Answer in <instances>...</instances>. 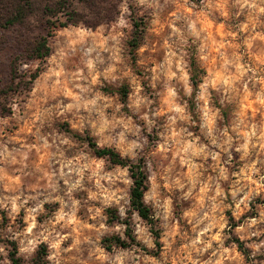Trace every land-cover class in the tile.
Returning a JSON list of instances; mask_svg holds the SVG:
<instances>
[{"label": "clouds", "instance_id": "obj_1", "mask_svg": "<svg viewBox=\"0 0 264 264\" xmlns=\"http://www.w3.org/2000/svg\"><path fill=\"white\" fill-rule=\"evenodd\" d=\"M0 264H264V0H0Z\"/></svg>", "mask_w": 264, "mask_h": 264}]
</instances>
